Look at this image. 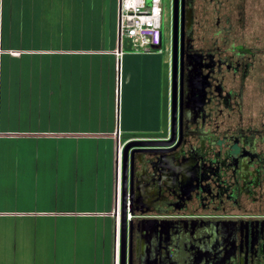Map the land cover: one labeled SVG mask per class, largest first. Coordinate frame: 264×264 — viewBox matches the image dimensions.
<instances>
[{
  "label": "crops",
  "instance_id": "1",
  "mask_svg": "<svg viewBox=\"0 0 264 264\" xmlns=\"http://www.w3.org/2000/svg\"><path fill=\"white\" fill-rule=\"evenodd\" d=\"M129 48L119 0H0V226H46L0 232V264H117L119 144L167 120V60Z\"/></svg>",
  "mask_w": 264,
  "mask_h": 264
},
{
  "label": "flooded vegetation",
  "instance_id": "2",
  "mask_svg": "<svg viewBox=\"0 0 264 264\" xmlns=\"http://www.w3.org/2000/svg\"><path fill=\"white\" fill-rule=\"evenodd\" d=\"M245 1L179 0L165 129L120 158L117 264H264V35ZM173 19L174 0L171 38Z\"/></svg>",
  "mask_w": 264,
  "mask_h": 264
},
{
  "label": "rangeland",
  "instance_id": "3",
  "mask_svg": "<svg viewBox=\"0 0 264 264\" xmlns=\"http://www.w3.org/2000/svg\"><path fill=\"white\" fill-rule=\"evenodd\" d=\"M172 1L173 0H163L162 3V7H163V44L162 47L157 49L156 51H146V50H141V51H137L139 53H154L156 55H144L143 56V60H146L148 62L153 61L155 68L160 67V63L159 60L160 58L166 59L167 63L169 64V58H170V52H171V14H172ZM245 7H246V18H247V35H250L252 30H257L261 32V35H264V0H246L245 1ZM125 45H129V47L132 49V46L130 45V41L128 39L124 40ZM129 48V49H130ZM167 67V69H166ZM164 80H163V84L165 86L162 85L161 86V96L163 99V105L164 107H166L164 114H167V85H168V79L170 80V75H169V71H168V66L164 65ZM158 73V72H157ZM166 73L168 75V79L166 76ZM161 76H163V74H160ZM86 94V93H85ZM166 96V97H165ZM165 99V100H164ZM84 104L87 105L89 104L90 100L88 97L83 98ZM122 103V98L121 101L119 99V105L121 106ZM139 104V103H138ZM138 104H133V109H139ZM119 119H120V115H119ZM141 120H139L138 118V122H134L133 123V127L136 129L134 130V134L136 135H143V134H151L149 132H152V134H156V132H158V130H151L154 126L147 124V123H140ZM165 122L166 119H163V122L161 123V125H157V127H160L161 129H165ZM79 143V141H78ZM87 147H90L88 145H85V149L87 150ZM76 148L80 149V146H76ZM89 155L92 157L97 156L98 154L95 152L94 148H90L88 150ZM90 157V158H92ZM88 160L86 161V163L89 162V158H87ZM89 167H92V164H89ZM27 184L31 183L29 181H26ZM65 183H69V182H65ZM31 228V231H29ZM46 228V226H44L43 224H37V225H32V224H16V225H11V226H5V228L3 229V226H0V232L3 231H7V232H20V233H27V232H44V229Z\"/></svg>",
  "mask_w": 264,
  "mask_h": 264
},
{
  "label": "built area",
  "instance_id": "4",
  "mask_svg": "<svg viewBox=\"0 0 264 264\" xmlns=\"http://www.w3.org/2000/svg\"><path fill=\"white\" fill-rule=\"evenodd\" d=\"M163 0H119L121 42L128 39L132 51H153L163 44ZM123 55L122 50H116ZM124 148V144L120 146Z\"/></svg>",
  "mask_w": 264,
  "mask_h": 264
},
{
  "label": "water",
  "instance_id": "5",
  "mask_svg": "<svg viewBox=\"0 0 264 264\" xmlns=\"http://www.w3.org/2000/svg\"><path fill=\"white\" fill-rule=\"evenodd\" d=\"M178 4H179V0H174V28H173V34H172V48H173V63H174V69H173V76H174V79H175V73H176V63H177V43H178ZM121 38V37H120ZM174 85L176 86L175 84V80H174ZM174 105L173 107L171 108V111L174 115ZM136 141H131V142H128L123 150V156L124 158H126V154L128 153L129 149L133 146L136 145ZM141 143V141H140ZM119 150H118V157H117V164H118V167H117V185H118V191H117V209H116V214L118 216V225H120L119 223L121 222V224L126 221L127 219V211H126V207H125V204H121V208L119 207V204H120V201H119V194H120V191H119ZM123 192H121L122 194ZM123 195V194H122ZM121 195V197H122ZM116 235H117V231H116ZM123 235H124V231L122 230V233H121V242L123 241V244H124V238H123ZM123 247V246H121ZM121 253L123 252V248L121 249Z\"/></svg>",
  "mask_w": 264,
  "mask_h": 264
},
{
  "label": "clouds",
  "instance_id": "6",
  "mask_svg": "<svg viewBox=\"0 0 264 264\" xmlns=\"http://www.w3.org/2000/svg\"><path fill=\"white\" fill-rule=\"evenodd\" d=\"M125 143V141L123 142V143H120L119 144V147H118V150H119V154H120V158H121V155H122V150H124V148L122 149V150H120L121 148H120V146L122 145V144H124ZM125 147V146H124ZM119 164H120V160H119ZM120 171V170H119Z\"/></svg>",
  "mask_w": 264,
  "mask_h": 264
}]
</instances>
